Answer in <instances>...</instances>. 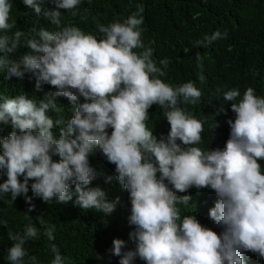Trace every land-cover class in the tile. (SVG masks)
<instances>
[{
    "label": "clouds",
    "instance_id": "obj_1",
    "mask_svg": "<svg viewBox=\"0 0 264 264\" xmlns=\"http://www.w3.org/2000/svg\"><path fill=\"white\" fill-rule=\"evenodd\" d=\"M22 2L56 30L33 28L25 44L36 55L9 59L24 33L7 34L15 27V21L9 22L12 3L0 0V32L5 33L0 35V71L6 70L8 78L32 74L37 90L47 84L56 91L39 102L25 94L0 95V124L13 129L0 137V171L7 176L0 195L10 194L11 204L23 195L29 212L35 207L33 196L66 204L75 195L82 209L111 214L119 197L109 201L101 188L88 187L96 178L89 157L99 151L115 165L131 203L128 222L134 230L129 235L135 249L122 252L125 241L114 239L111 253L121 257L119 264H132L137 257L145 264H245L244 252L264 258V173L258 162L264 160V96H257L252 87L242 97L238 88H217L223 100L231 102L235 120L227 121L230 135L223 150H203L195 145L202 141L204 122L180 106L199 102L203 93L194 82L173 86L161 79L170 61L160 59L158 67L154 50L142 39V3L123 21H97L102 34L98 39L71 23L61 26L62 13L76 17L84 0H50L55 6L51 10H42L45 0ZM225 38L226 31L216 30L193 46L207 48ZM202 59L197 52L201 69ZM58 97L72 103L70 119L48 115L59 113ZM81 97L84 102L77 104ZM154 104L170 125L167 136L159 139L147 126ZM30 180L33 196L27 195ZM192 187L214 190L218 199L208 214L223 228L221 233L203 226L195 215L181 219L177 205H188L191 197L177 193ZM0 225L7 226V221L0 220ZM54 232L52 225L44 235L54 241ZM8 238L14 242L7 256L11 264H25V257L37 264V257L24 247L39 238L36 226L29 223L22 233L9 231ZM50 248L51 264H66L57 245Z\"/></svg>",
    "mask_w": 264,
    "mask_h": 264
},
{
    "label": "trees",
    "instance_id": "obj_2",
    "mask_svg": "<svg viewBox=\"0 0 264 264\" xmlns=\"http://www.w3.org/2000/svg\"><path fill=\"white\" fill-rule=\"evenodd\" d=\"M9 2L12 3L9 22L15 21V27L7 34L12 35L18 30L24 33L18 50L9 55V59L19 61L26 54L36 55L25 44L31 38L33 28L43 27L54 31L56 26L42 14L37 16L22 0ZM141 3L145 8L142 39L146 46L154 50L153 59L158 67H162L160 59L167 58L170 61L161 79L173 86L191 81L203 93L199 102L180 105L186 113L204 122L202 141L195 146L203 150H223L230 135L227 121H234L235 113L231 111V102L224 101L217 88H238L242 97L244 91L252 87L257 96H264V0H92L91 3L84 0L76 17H72L70 13H62L61 26L71 23L99 39L102 34L96 28L97 21L101 24H108L115 19L123 21ZM54 7L50 0H45L42 4V10ZM216 30L221 33L226 31L227 38L217 40L207 48L193 46L205 34L211 35ZM4 34L0 32V35ZM197 52L203 58L202 69L197 65ZM201 75L203 80L200 79ZM35 84L36 78L32 74L26 73L23 79L16 76L8 78L6 70L0 71V95L15 97L25 94L39 102L46 93L56 91L47 84H42L41 89L37 90ZM82 102L84 100L81 97L77 104ZM56 105L60 109L59 113H48L53 119H70L74 115L73 105L67 98L58 97ZM162 111L154 104L149 109L147 120L148 128L153 130L158 139L166 137L170 131V125ZM216 123L219 126L215 128ZM12 130L10 124H0V137H6ZM111 131L109 128V135ZM53 132L58 136L59 128L53 129ZM89 161L96 172V178L88 187L101 188L109 201L119 197L115 211L104 214L95 209L84 210L75 203V195L66 204L43 202L33 196L30 187L33 181L30 180L27 195L33 196L31 204L35 205L31 212L23 195L13 204L9 203L10 194L0 195V220L7 221V226L0 225V264H11L7 256L14 242L8 238V232L22 233L29 223L37 227L39 238L29 240L24 247L30 255L37 257V264H51L52 243L66 257V264H119L121 257L111 253L114 239L125 241L122 252L135 249V242L129 235L134 230V226L128 222L131 209L129 193L117 179L115 165L107 162L99 151L90 156ZM258 162L264 173V160ZM108 177H111L110 181L107 180ZM6 179V174L0 171V183ZM20 179L22 182L23 177ZM74 188V185L70 186L73 192ZM177 194L191 197L188 205H177L181 219L185 215H195L203 226L211 228L217 234L223 231L208 214L218 199L214 190H197L192 187L186 193ZM25 214L30 218L26 219ZM52 225H55V240L49 241L44 231ZM243 256L245 264H264V258H259L258 254L244 252ZM24 261L25 264H30L28 257ZM132 264L145 262L137 257Z\"/></svg>",
    "mask_w": 264,
    "mask_h": 264
}]
</instances>
